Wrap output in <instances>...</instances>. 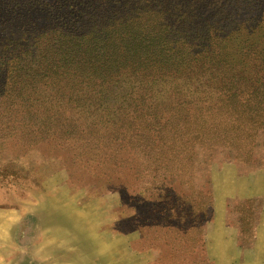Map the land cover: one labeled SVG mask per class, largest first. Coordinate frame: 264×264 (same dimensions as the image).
<instances>
[{"label":"rangeland","instance_id":"rangeland-1","mask_svg":"<svg viewBox=\"0 0 264 264\" xmlns=\"http://www.w3.org/2000/svg\"><path fill=\"white\" fill-rule=\"evenodd\" d=\"M32 1L0 0V107L16 105L0 110V264H264L254 88L182 78L191 66L117 88L86 79L97 63L74 45L59 61L76 76L43 80L37 49L20 53ZM220 224L234 241H215Z\"/></svg>","mask_w":264,"mask_h":264},{"label":"trees","instance_id":"trees-1","mask_svg":"<svg viewBox=\"0 0 264 264\" xmlns=\"http://www.w3.org/2000/svg\"><path fill=\"white\" fill-rule=\"evenodd\" d=\"M30 6L37 15L21 27L19 42L26 45L20 53L37 49L43 80L76 76L59 61L62 49L74 45L97 63L88 69L90 81L119 88L130 80L142 92L145 84L191 66L182 78L228 81L223 84L234 88L242 85L232 82H245L247 94L254 88L264 100V0H33ZM26 9L18 5L22 19ZM134 39L143 42L141 51L128 49ZM15 106L8 100L0 110L10 113ZM5 120L0 117V125Z\"/></svg>","mask_w":264,"mask_h":264},{"label":"crops","instance_id":"crops-1","mask_svg":"<svg viewBox=\"0 0 264 264\" xmlns=\"http://www.w3.org/2000/svg\"><path fill=\"white\" fill-rule=\"evenodd\" d=\"M246 191H247V187L244 189V194L243 195H238V196H240L239 198H242V199H246L247 200V199H252V198L256 197L255 195H257V194H253V193H256L255 190L251 194L246 193ZM262 196H264V195H262ZM227 227L228 226H226V227L223 226L222 227V224L218 225L217 232L215 233V241L218 244H220L221 241H225L226 242L228 240V238H230L231 241H234L233 240V237L234 236L232 235L231 232H229V233L227 232V229H228ZM225 229H226V232H225ZM228 234H230L231 236H229ZM256 239L259 242H264V226L260 225V227L258 228Z\"/></svg>","mask_w":264,"mask_h":264}]
</instances>
